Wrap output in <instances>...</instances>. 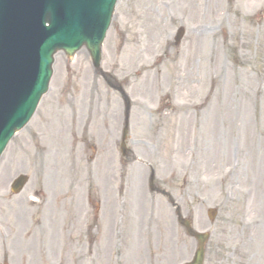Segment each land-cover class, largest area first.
I'll list each match as a JSON object with an SVG mask.
<instances>
[{
	"label": "rangeland",
	"instance_id": "obj_1",
	"mask_svg": "<svg viewBox=\"0 0 264 264\" xmlns=\"http://www.w3.org/2000/svg\"><path fill=\"white\" fill-rule=\"evenodd\" d=\"M102 52L106 75L85 49L56 56L48 94L0 161V264H77L89 259L85 231L94 229L95 264H116L117 249L125 264L190 260L195 242L169 201L141 202L151 197L150 168L195 228L212 234L205 264H264V0H119ZM157 60L159 87L129 75ZM123 91L138 161L120 149ZM227 144L235 166L221 182L213 154ZM207 163L211 174L201 172ZM20 175L30 182L15 197Z\"/></svg>",
	"mask_w": 264,
	"mask_h": 264
},
{
	"label": "water",
	"instance_id": "obj_2",
	"mask_svg": "<svg viewBox=\"0 0 264 264\" xmlns=\"http://www.w3.org/2000/svg\"><path fill=\"white\" fill-rule=\"evenodd\" d=\"M48 2H54L65 18H56L52 5L49 10L44 8L43 15L39 16L42 6L38 5L31 6L28 16L19 8L18 13L10 15V20L4 17L0 22V155L15 132L31 119L36 102L47 92L57 51L63 50L72 56L86 46L95 64H100L101 44L116 0H46ZM65 6L69 10L64 9ZM45 22L50 24L49 28L45 27ZM5 25L8 29L3 32ZM20 90L25 100L18 111L10 106L9 111H13L10 113L7 111L9 101L3 93L15 98V92ZM24 182V178L17 181L14 190L20 189ZM200 240L203 241V237ZM201 252H198L200 260Z\"/></svg>",
	"mask_w": 264,
	"mask_h": 264
},
{
	"label": "bare ground",
	"instance_id": "obj_3",
	"mask_svg": "<svg viewBox=\"0 0 264 264\" xmlns=\"http://www.w3.org/2000/svg\"><path fill=\"white\" fill-rule=\"evenodd\" d=\"M111 62H112V65L114 67L117 66V59H116L114 53H112V55H111ZM162 71H163V69H162L161 65H159V63L157 61L153 66H150V65H137L129 73V75H133L134 77L139 76V77L143 78L145 81H147L148 83H151V84L159 87V85H160V83L162 81V77H163ZM212 76H213V74H212ZM216 79L214 78V81ZM187 82L189 84H191V82L194 83L195 81L191 80V79H188ZM255 94H256V97H258L259 94H260V90L257 89ZM201 106L202 105L199 104V105H195L194 107L195 108H200ZM190 115L192 117L194 115V113L192 112ZM253 123L256 124V125H259V119H256L255 121H253ZM229 149H230V147L227 144L223 148V150H222L220 155L219 154L218 155L213 154V157L215 158V160L219 159V163H218L219 166L218 167H219V169H223L224 174H225V176H221V179L219 178L221 182H224V180H226L227 177H229L231 171H233V169H231V166H232V164L234 165V163H233V160H232V153H231V151ZM223 153L227 154L226 155V159H224L222 157ZM209 167H210V165H209V163H207L201 172H205V173H209V174L213 173L214 172L213 166L211 165V170H208ZM230 186L231 185H226V189L223 190V193H227V191L229 192L228 189H229ZM220 189H222V188H220ZM230 191H231V189H230ZM145 198H146V196H145V194H143L142 197H141V200H142L143 203L146 202L144 200ZM33 224H35V222ZM120 264H124V261H120Z\"/></svg>",
	"mask_w": 264,
	"mask_h": 264
}]
</instances>
